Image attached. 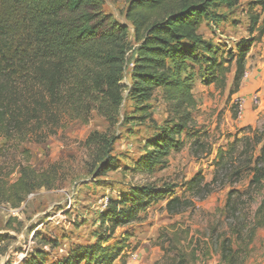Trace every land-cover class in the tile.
<instances>
[{
    "label": "trees",
    "instance_id": "obj_1",
    "mask_svg": "<svg viewBox=\"0 0 264 264\" xmlns=\"http://www.w3.org/2000/svg\"><path fill=\"white\" fill-rule=\"evenodd\" d=\"M125 2V19L136 43L128 84L123 82L129 28L103 12V0H0V140L16 145L31 140L41 143L64 121H84L91 112L114 120L124 92L132 104L128 120L152 121L149 103L160 90L169 117L154 127L155 133L144 141L142 155L131 168L135 173L151 175L166 168L171 152L182 147L183 134L194 135L195 79L224 90L233 64L229 97L239 92L250 46L264 39V0H251L247 32L253 37L240 41L236 53H224L221 45L204 39L199 30L212 8L233 9L240 0ZM240 132L242 136L232 137L226 149H218L214 166L235 183L246 175L247 193L252 199L264 187V130L246 126ZM86 144L93 150L96 169L105 174L113 163L109 151L112 140L93 133ZM192 146L197 151L205 148L198 139ZM25 163L18 166L14 182L0 178V204L18 208L34 191L53 187L56 170L37 172L28 161ZM215 180L213 177L211 182ZM211 182L205 183L202 175L196 174L186 183L185 192L197 196L207 191ZM173 188L164 185L157 191L136 186L118 199H107L99 214L103 233L94 244L77 245L56 259L38 252L23 264H124L125 237L106 245L115 229L139 221L153 203L164 202V210L170 215L186 211L190 202L175 196ZM236 193L230 191L227 201ZM254 217L250 237L256 228L264 227V198ZM188 236L187 230L173 235L176 242ZM236 236L242 238L241 234ZM244 257L245 253L234 250L229 240L223 239L222 263L243 264Z\"/></svg>",
    "mask_w": 264,
    "mask_h": 264
},
{
    "label": "rangeland",
    "instance_id": "obj_2",
    "mask_svg": "<svg viewBox=\"0 0 264 264\" xmlns=\"http://www.w3.org/2000/svg\"><path fill=\"white\" fill-rule=\"evenodd\" d=\"M250 2L240 0L233 9L212 8L200 34L221 45L224 53H236L240 41L253 37L247 32ZM103 3L105 14L129 28L123 82L128 84L136 43L125 19L127 4L125 0ZM233 73L232 64L224 90L195 79L192 94L196 108L191 127L194 135L183 134L182 147L171 152L166 168L151 175L135 173L131 168L142 155L144 141L155 133L154 127L169 117L160 90L155 91L149 103L152 121L128 120L132 104L124 92L114 120L107 121L91 112L84 121H64L54 135L41 143L31 140L16 145L0 140L1 179L14 182L18 166L26 161L37 172L56 170L51 189L34 191L18 208L0 204V264H23L24 259L38 252L49 259L62 258L77 245H92L103 233L99 214L107 199H118L136 186H150L158 191L164 185L174 186V195L184 196L190 206L180 214L170 215L164 210V202L153 203L139 221L115 229L106 245L125 237L124 264H224L220 258L223 239L229 240L234 250L245 253L243 264H264V227L256 228L252 237L249 234L255 211L264 198V187L250 199L246 175L235 183L226 180L214 166L218 149H226L232 137L242 136L241 129L251 126L264 130V39L250 46L239 92L229 97ZM93 133L112 140L109 151L113 163L105 174L96 169L93 150L86 144ZM195 139L204 144L203 150L193 148ZM196 174H201L205 183L213 177L216 180L208 192L192 196L185 192V185ZM232 190L237 193L228 202L227 195ZM186 230L188 239L176 242L173 235ZM239 234L241 239L236 236Z\"/></svg>",
    "mask_w": 264,
    "mask_h": 264
},
{
    "label": "crops",
    "instance_id": "obj_3",
    "mask_svg": "<svg viewBox=\"0 0 264 264\" xmlns=\"http://www.w3.org/2000/svg\"><path fill=\"white\" fill-rule=\"evenodd\" d=\"M249 84V83H248Z\"/></svg>",
    "mask_w": 264,
    "mask_h": 264
}]
</instances>
